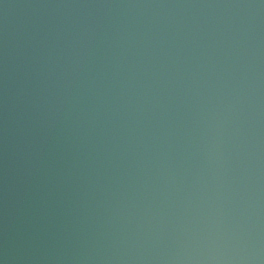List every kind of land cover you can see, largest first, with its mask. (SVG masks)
<instances>
[{
    "label": "clouds",
    "instance_id": "9594fccd",
    "mask_svg": "<svg viewBox=\"0 0 264 264\" xmlns=\"http://www.w3.org/2000/svg\"><path fill=\"white\" fill-rule=\"evenodd\" d=\"M37 7L229 11L5 36L0 264H264V0Z\"/></svg>",
    "mask_w": 264,
    "mask_h": 264
},
{
    "label": "water",
    "instance_id": "95a60500",
    "mask_svg": "<svg viewBox=\"0 0 264 264\" xmlns=\"http://www.w3.org/2000/svg\"><path fill=\"white\" fill-rule=\"evenodd\" d=\"M121 2H161V3H227L231 0H0V70L3 64V42L5 36L9 41L10 54L18 51L24 38L43 23L60 21L69 17L113 16L119 13H165L184 16H218L224 15L226 9H157V10H117V9H70L55 7H37L41 4L61 3H121ZM7 5V7H5ZM261 54L264 56V39L261 41ZM2 95V93H0ZM0 122H2V102H0ZM13 197L10 196V205ZM11 215L9 222H11ZM5 222L3 193L2 145H0V238Z\"/></svg>",
    "mask_w": 264,
    "mask_h": 264
}]
</instances>
